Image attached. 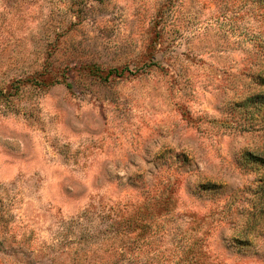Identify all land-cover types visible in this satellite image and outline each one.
I'll use <instances>...</instances> for the list:
<instances>
[{
    "label": "rangeland",
    "instance_id": "rangeland-1",
    "mask_svg": "<svg viewBox=\"0 0 264 264\" xmlns=\"http://www.w3.org/2000/svg\"><path fill=\"white\" fill-rule=\"evenodd\" d=\"M0 88V264H264V0H0Z\"/></svg>",
    "mask_w": 264,
    "mask_h": 264
},
{
    "label": "trees",
    "instance_id": "trees-1",
    "mask_svg": "<svg viewBox=\"0 0 264 264\" xmlns=\"http://www.w3.org/2000/svg\"><path fill=\"white\" fill-rule=\"evenodd\" d=\"M90 72L101 79H108L112 75L124 72V70L120 71L117 68H110L107 71V73L104 74L103 69L94 66L90 69ZM43 73L45 72L40 71L39 74L33 77L32 81L36 82L35 85H39V86L45 85L46 87H48L59 81V80H51V81L49 80L50 82H47L43 80V78H41ZM0 96L4 97L6 100H9V97L11 95L5 93V91L0 88ZM146 209L147 208L144 205H140L133 210L119 209L116 213L112 214L113 217L111 218L113 219H111V222L108 223V225L110 227L115 226V229H117L116 231L117 234L113 238V241H111L109 248L105 249L109 253L106 256V259L108 260V264H125L126 261H131L134 258L137 259V263L139 264L143 263V259L141 256H139V254L136 255L138 257L132 256V250H134L133 249L134 242L140 240L145 235L147 227H149V222L146 221L145 219ZM132 235H134V238H132ZM111 238L112 236L111 237L108 236L107 241L111 240ZM90 243H91L90 241H87L86 244L91 245ZM92 251L93 250L85 251L87 252L85 254L87 264H90L92 262V260L89 258V255Z\"/></svg>",
    "mask_w": 264,
    "mask_h": 264
}]
</instances>
